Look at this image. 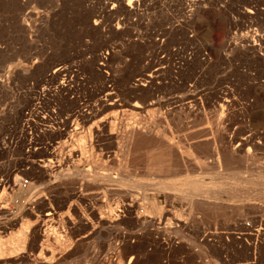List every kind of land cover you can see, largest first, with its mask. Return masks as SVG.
<instances>
[{
  "label": "rangeland",
  "instance_id": "1",
  "mask_svg": "<svg viewBox=\"0 0 264 264\" xmlns=\"http://www.w3.org/2000/svg\"><path fill=\"white\" fill-rule=\"evenodd\" d=\"M251 46L264 0H0V264H264Z\"/></svg>",
  "mask_w": 264,
  "mask_h": 264
},
{
  "label": "bare ground",
  "instance_id": "2",
  "mask_svg": "<svg viewBox=\"0 0 264 264\" xmlns=\"http://www.w3.org/2000/svg\"><path fill=\"white\" fill-rule=\"evenodd\" d=\"M186 1H188V0H186ZM256 1V0H255ZM184 3V2H183ZM184 5V4H183ZM254 9V8H253ZM247 42H250V41H247ZM252 43V42H251ZM253 44V43H252ZM255 44V43H254ZM262 44V43H261ZM249 45H250V43H249ZM248 45V46H249ZM254 47H255V45H253ZM259 46V45H258ZM254 47H252L251 46V48H253L252 50L254 51L253 53H255V54H257V55H260V58L262 57L263 59H264V52H259V48H257V50L254 48ZM260 48H261V46H260ZM262 49V48H261ZM98 59V58H97ZM261 63V62H260ZM65 72V71H64ZM152 80V76L151 75H147L146 76V79H145V82H149V81H151ZM142 85H144V84H142ZM62 87V86H61ZM63 88V87H62ZM61 88V89H62ZM111 95V94H110ZM197 96V95H196ZM222 96V95H221ZM186 99H188V97L186 98ZM191 99V100H190ZM189 101H192V102H196V97L193 95L191 98L189 97ZM189 103H191V102H189ZM111 104H113V103H111ZM196 104V103H195ZM224 104H226V103H224ZM197 105V104H196ZM184 106V105H183ZM88 114V113H87ZM85 116V115H84ZM89 118V117H88ZM92 118V117H91ZM102 121V120H101ZM215 121V120H214ZM85 122V121H84ZM88 122V121H87ZM217 123V122H216ZM77 124V123H76ZM214 124V123H213ZM111 125V124H110ZM131 126L130 127H128V126H126L125 127V129H123V131H122V133H121V138L122 139H124L125 141L127 140V139H129L128 137L130 136H132L133 135V133L135 132V130L137 129L136 127H137V125H133L132 126V124H130ZM218 125V124H217ZM216 125V126H217ZM134 126H136V127H134ZM146 127H148V126H146ZM151 127V126H150ZM220 127V126H219ZM100 128V127H99ZM88 130H89V128H87ZM94 129V128H93ZM114 129V128H113ZM95 130V129H94ZM155 131V130H154ZM88 132V131H87ZM111 132V131H110ZM207 132V131H206ZM80 133V132H79ZM155 133V132H154ZM134 134H136V133H134ZM206 134V133H205ZM77 135V134H76ZM117 135H120V134H117ZM160 135V134H159ZM137 137H139V136H137ZM161 137V136H160ZM150 138V137H149ZM112 139V138H111ZM122 139H121V141H122ZM131 139V138H130ZM159 140V139H158ZM169 141V140H168ZM136 143V142H135ZM161 143V142H160ZM178 143H179V141H178ZM214 143V142H213ZM88 144V143H87ZM129 144H130V142H129ZM164 144V143H163ZM170 144H172V143H170ZM172 145H174V144H172ZM179 145H180V143H179ZM116 146V145H115ZM123 146V145H122ZM159 146V145H158ZM166 146V145H165ZM176 146H177V144H176ZM192 146V145H191ZM211 146V145H210ZM126 147H128V146H126ZM181 147V146H180ZM80 150L81 151H83L84 150V146L81 144L80 145ZM182 148V147H181ZM123 149V148H122ZM124 149H125V147H124ZM156 149V148H155ZM180 149V148H179ZM121 150V149H120ZM172 150V149H171ZM70 151V150H69ZM120 152V151H119ZM164 152V151H163ZM171 152H173V151H171ZM221 152V151H220ZM129 153V152H128ZM184 153V152H183ZM186 153V152H185ZM223 153V152H222ZM120 154V153H119ZM175 155V154H174ZM181 155V154H180ZM189 155V154H188ZM221 155V154H220ZM222 155H224V153L222 154ZM90 156H92V155H90ZM133 156V155H132ZM161 156V155H160ZM136 157V156H135ZM178 157V156H177ZM210 157H211V155H210ZM221 157V156H220ZM204 158V157H203ZM101 160V159H100ZM136 160V159H135ZM170 160H172V159H170ZM125 161V160H124ZM134 161V160H133ZM138 161V160H137ZM155 161V160H154ZM207 161V160H206ZM186 162V161H185ZM202 162V161H201ZM216 162H217V164H220V160L218 159V158H216ZM77 163V162H76ZM126 163V162H125ZM197 163H200V162H197ZM205 163V162H204ZM261 163V162H260ZM133 164V163H132ZM170 164V163H169ZM168 165V164H167ZM221 165V164H220ZM48 166V165H47ZM46 166V167H47ZM96 167V166H95ZM77 170H78V172H81V173H84L85 171H86V169L84 170V168H77ZM40 172V171H39ZM47 173V172H46ZM67 174V173H66ZM85 174H88V173H86L85 172ZM51 175H53V174H51ZM97 175V174H96ZM125 189V188H124ZM101 193V192H100ZM106 196V195H105ZM129 197V196H128ZM125 198V197H124ZM187 198V197H186ZM105 201V200H104ZM126 202V201H125ZM102 204V203H101ZM104 204V203H103ZM247 204V203H246ZM107 205H109V204H107ZM111 206V205H110ZM112 207V206H111ZM237 207V206H236ZM122 209V208H121ZM195 209V208H194ZM196 210V209H195ZM50 213V212H49ZM49 213H46V214H49ZM26 215V214H25ZM88 216V215H87ZM25 217V216H24ZM101 218H103V217H101ZM116 218V217H115ZM114 218V219H115ZM38 219V218H37ZM54 220V219H52V218H48V220ZM91 220V219H90ZM98 220V219H97ZM22 220H20V222H21ZM100 221H102L101 219H100ZM36 221H34V223H35ZM53 222V221H52ZM52 222H51V224H52ZM32 223V222H31ZM57 223V222H56ZM102 223V222H101ZM106 223V222H105ZM39 224V223H38ZM13 225V224H12ZM32 225V224H31ZM88 225V224H87ZM10 226H11V224H10ZM29 226H30V224H29V222L25 219V221L23 220L22 221V223H21V225H20V228H19V230H18V234L17 235H15V236H12V237H15V238H13V239H11V240H9V241H4L5 243L6 242H8L9 243V245L11 244V245H13V246H11V247H2L3 246V243L2 242H0V257L2 256L3 257V255H5V254H11L12 252H15L16 250H18V248H20L21 247V249H22V247H23V245L22 244H24V242L27 240L25 237H26V234H27V231H28V228H29ZM50 226H52V225H50ZM9 227V226H8ZM2 228V231L0 230V232H2V233H4L5 234V232H7V229L8 228H6V226L4 225V226H2L1 227ZM56 228V227H55ZM39 229V228H38ZM35 230V232L34 233H36V232H38L39 230L42 232V230L41 229H39V230ZM54 230V229H53ZM34 231V230H33ZM8 233H11V232H8ZM38 233H40V232H38ZM11 234H14V233H11ZM44 234H45V232H44ZM53 233H48L47 232V234H45V235H42V236H45V238L43 239L44 240V247H46V246H50L49 245V242H51V238H53L54 239V241L55 242H60V239L62 240V238H60V235H58V234H53ZM9 235V234H8ZM28 235H29V233H28ZM244 235V234H243ZM252 235V234H251ZM263 235V234H262ZM11 237V238H12ZM38 237V236H37ZM26 239V240H25ZM241 240V239H240ZM42 241V240H41ZM62 242V241H61ZM13 243V244H12ZM8 244H7V246H9ZM243 245V244H242ZM5 246V245H4ZM48 248V247H47ZM54 251V250H53ZM52 252V251H51ZM253 252V251H252ZM17 253V252H16ZM6 255V256H7ZM5 256V257H6ZM17 256V255H16ZM54 256V255H53ZM51 258H53V257H51ZM19 259V258H18ZM50 258L49 257H47L46 258V260H49ZM54 259V258H53ZM254 260V259H253ZM42 261V260H41ZM44 262V261H43ZM50 263V262H49ZM249 263V262H248Z\"/></svg>",
  "mask_w": 264,
  "mask_h": 264
},
{
  "label": "built area",
  "instance_id": "3",
  "mask_svg": "<svg viewBox=\"0 0 264 264\" xmlns=\"http://www.w3.org/2000/svg\"><path fill=\"white\" fill-rule=\"evenodd\" d=\"M19 185L25 187L28 185L29 181L27 178L18 177Z\"/></svg>",
  "mask_w": 264,
  "mask_h": 264
}]
</instances>
